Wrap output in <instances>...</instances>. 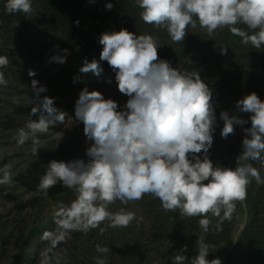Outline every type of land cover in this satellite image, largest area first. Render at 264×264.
<instances>
[{
  "label": "clouds",
  "instance_id": "clouds-1",
  "mask_svg": "<svg viewBox=\"0 0 264 264\" xmlns=\"http://www.w3.org/2000/svg\"><path fill=\"white\" fill-rule=\"evenodd\" d=\"M137 4L142 20L166 29L174 43L184 40L189 26L199 25L209 36L228 28L245 45H264V0H137ZM112 7L106 4L108 10ZM6 9L9 14H30L32 6L30 0H8ZM99 43L103 46L100 61L116 71L118 90L129 99L124 110H118V103L105 99L100 91L85 88L80 92L75 118L83 123L84 135L92 142L86 151L89 159L49 163L37 192L47 195L62 182L75 199L56 206V228L45 231L41 239L54 249L74 232L127 228L137 219L136 213L125 208L112 212L109 206L117 201L127 205L146 195L157 198L165 211L203 217L199 225L204 232L209 231L211 214L218 218L216 230L222 231L223 222L231 221L237 202L246 200L252 179L257 185L264 184V177L250 163L259 161L264 166V101L255 92L237 101L238 111L251 114V127L243 129V151L236 157L235 169L214 166L208 157L215 124L212 91L199 73L172 68L168 61L159 59L157 42L151 35L137 36L121 29L103 33ZM63 51L67 54V49ZM226 52L227 48H221L222 54ZM54 59L63 63L66 56ZM8 63L7 57L0 56V68ZM80 71L99 76L102 68L95 59L85 60ZM34 75L30 70L29 76ZM7 83L0 71V86ZM37 85L33 80L32 87L39 96L46 88ZM37 113L38 120L28 119L26 127L19 129V145L30 138L38 143L37 133H47L65 121L66 113L58 110L49 96L32 107L30 116ZM220 118L224 121L220 133L224 139L235 134V125L248 123L227 111H222ZM201 153L202 157L198 155ZM2 173L0 185L10 183L8 166ZM97 251L108 253L110 249L97 245ZM182 251L186 252L187 246ZM208 254V245L199 242L191 264H221L219 258L207 260ZM171 259L173 264H185L188 258L177 253ZM41 264H51L47 255ZM95 264H106V260L97 257Z\"/></svg>",
  "mask_w": 264,
  "mask_h": 264
},
{
  "label": "trees",
  "instance_id": "trees-1",
  "mask_svg": "<svg viewBox=\"0 0 264 264\" xmlns=\"http://www.w3.org/2000/svg\"><path fill=\"white\" fill-rule=\"evenodd\" d=\"M30 2V14H9L8 0H0V56L9 60L1 71L23 85L31 86L36 80L39 85L69 86L79 93L85 88L102 94L119 92L116 71L106 61H100L101 35L121 29L137 36L151 35L156 39L159 59L168 61L172 68L198 72L209 86L215 124L208 157L214 166L235 169L236 157L243 151V129L251 127V114L238 111L236 103L252 92L264 101V45L260 48L250 43L245 45L228 28L217 29L209 36L199 25L189 26L184 40L174 43L166 29L142 20L137 0ZM108 3L113 5L110 10L106 8ZM221 48H227L226 54L221 53ZM65 56L63 63L54 59ZM93 59L99 61L102 68L99 76L80 71L85 60L91 62ZM30 70L35 72L34 76H29ZM222 111L248 120V123L235 125V134L224 139L220 134L224 126L220 118ZM198 155L203 156L202 153ZM250 163L264 177V166L259 161ZM243 203L248 206L249 219L224 264H264V184L257 185L254 179L247 188L246 200L237 202L231 221L223 222L222 231L216 230L218 218L211 214L208 215L209 231L204 232L199 225L203 217L183 216L179 210L165 211L157 198L146 195L127 205L117 201L109 206L112 212L125 208L136 213L137 219L127 228H108L103 233L92 229L85 233L82 243L51 264H95L97 257L105 259L106 264H173L171 258L177 253L186 255L185 264H191L198 254L199 242L220 246L233 238ZM23 235L21 232L12 247L3 238L0 264H40V250L30 253L31 235L25 238ZM97 245L110 251L100 253ZM184 246H187L186 252L182 251Z\"/></svg>",
  "mask_w": 264,
  "mask_h": 264
},
{
  "label": "rangeland",
  "instance_id": "rangeland-1",
  "mask_svg": "<svg viewBox=\"0 0 264 264\" xmlns=\"http://www.w3.org/2000/svg\"><path fill=\"white\" fill-rule=\"evenodd\" d=\"M4 76L8 83L6 87L0 86V178L2 170L8 166L12 180L0 185V243L5 237L12 247L23 232V238L31 235L29 252L40 250V264L45 255L52 262L59 256H66L68 251L82 243L85 235L74 232L56 248H50L41 236L45 231L56 228L53 221L56 206L70 203L75 199V194L62 182L49 189L47 195L37 192L40 178L52 160L68 162L83 159L87 162L89 159L86 151L92 142L84 135L83 123L75 118V105L80 93L69 86L38 84V87L44 86L46 91L37 96L32 85H23L7 73ZM103 95L105 99L115 100L118 110H124L129 99L118 91ZM44 96L54 98L55 107L66 113L64 123L51 127L47 133H37L38 143L30 138L19 145V129L26 127L28 119L38 120L39 113L31 116L30 113ZM248 219V206L243 203L235 222L233 238L220 246H208L206 259L219 258L224 264Z\"/></svg>",
  "mask_w": 264,
  "mask_h": 264
}]
</instances>
